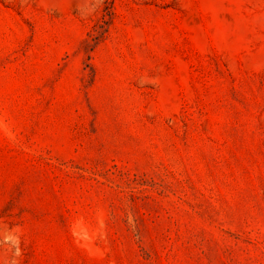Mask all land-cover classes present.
<instances>
[{"label": "rangeland", "instance_id": "1", "mask_svg": "<svg viewBox=\"0 0 264 264\" xmlns=\"http://www.w3.org/2000/svg\"><path fill=\"white\" fill-rule=\"evenodd\" d=\"M0 264H264V0H0Z\"/></svg>", "mask_w": 264, "mask_h": 264}]
</instances>
